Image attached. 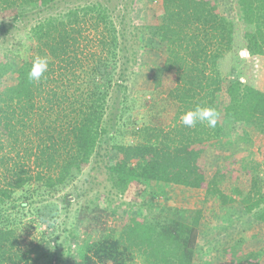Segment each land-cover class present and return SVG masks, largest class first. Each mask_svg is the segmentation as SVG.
<instances>
[{"label": "trees", "instance_id": "16d2710c", "mask_svg": "<svg viewBox=\"0 0 264 264\" xmlns=\"http://www.w3.org/2000/svg\"><path fill=\"white\" fill-rule=\"evenodd\" d=\"M68 1L0 0V212L61 192L93 158L107 154L113 110L120 116L123 110L112 95L128 91L138 42L147 34L163 45L164 61L155 68L159 99L149 123L136 131L141 141L113 144L121 157L105 164L111 188L136 197L154 185L204 188L222 204L240 202L264 222V179L246 165L247 152L231 144L220 163L213 150L234 123L251 124L264 135V0H238L240 15L224 12V0H161L158 22L143 25L127 11L133 0H80L63 9ZM30 14L36 21L8 34L12 23ZM229 51L225 87L220 62ZM37 56H47L49 68L40 82H30ZM12 75L16 81L6 83ZM197 105L218 111L214 128L182 124L181 116ZM124 206L115 213L128 215ZM10 216L0 222V264L13 260L8 254L18 244ZM189 233L195 248L198 228ZM122 236L86 246L83 264H128L135 251ZM234 246L233 256L200 264H261L245 239Z\"/></svg>", "mask_w": 264, "mask_h": 264}, {"label": "rangeland", "instance_id": "374dc122", "mask_svg": "<svg viewBox=\"0 0 264 264\" xmlns=\"http://www.w3.org/2000/svg\"><path fill=\"white\" fill-rule=\"evenodd\" d=\"M81 1L69 0L63 4V9ZM119 1L112 0V3L117 4ZM117 6L119 7L117 12H119L122 6ZM161 7V0H133L127 11L136 24H155L158 22L157 12ZM223 9L224 12L234 10L239 15L241 13L238 0H224ZM10 21L6 20L7 23ZM34 21H36L35 14H30L26 19L11 22V30L8 34L15 36L19 31H24L26 25L30 26ZM138 45L140 46H138V61L130 71L128 91L126 93L116 91L112 95L123 110L122 116L116 114L117 109L113 110L114 119L112 124L110 122L109 140L105 143V146L108 145L109 148L107 154L105 150L102 158L98 157L97 161L93 158L90 166L81 173L79 178L61 192L47 195L40 202L36 200L27 205L15 206L13 209H8L5 214L0 212L1 223L4 215H11L9 218L13 221L12 228L16 230L18 240L13 252L8 254L13 258L12 261L7 260L8 264H78L79 260L82 263L86 246L88 248L92 245L91 243L106 235L117 238L116 236L121 235L122 231L121 238L131 247V250L135 251L134 259L128 264H200L207 261L216 262L221 257L226 258L228 255L236 254L234 244L238 240L227 248L223 249L222 246H218L216 249L212 248L211 251L207 249V243L204 241L207 237L209 238V235H207L208 230L205 232L208 229L205 227L207 225L202 221L209 224L210 220V218L203 220L204 207L217 208L219 211L220 207L218 208L216 204L219 203V196L211 194L204 188L174 185L162 189L154 185L144 188L138 195L139 197H136L134 196L136 192L132 191L129 194L127 191L121 195L110 186L105 164L116 162L121 157L113 144L141 141L136 131L138 127L141 128L142 124L149 123L153 105L157 104L159 99L155 91V82L158 77L155 68L164 61L162 42L144 34ZM230 62L231 53L229 51L224 54L220 62L225 74V87L231 79ZM15 81L16 75L5 79L6 83ZM159 106L160 104L157 105ZM231 126L218 141L219 146L213 148L218 162L221 163L228 150L232 149L231 144L236 143L238 150L247 152L246 154L249 155L246 165L254 167L259 176L264 179V135L251 124L239 122ZM214 168L215 166H208L210 172H213ZM242 177L249 185L250 176L244 173ZM220 186L225 191L229 190L228 182L221 183ZM17 194L23 193L18 192ZM191 197H193L192 202ZM139 203H158L164 207L163 210L158 208L157 211L154 209L146 212L137 211L133 218L127 220L126 225H124L126 220L122 218L125 217V212L112 218L117 207ZM211 203L212 206L209 207ZM193 204L194 207L190 206ZM97 206L103 211L96 210ZM225 208L233 209L230 210L233 215L237 212L235 207H222L224 213L221 215L226 223V213L223 210ZM108 209L112 213L107 212ZM115 219L116 222H114ZM212 219V224L219 225V218L212 217ZM183 224L189 228H198L195 248L191 243L192 235L189 233V228ZM229 229L224 228V231L228 232ZM220 234H222L221 231L215 229L210 238L211 242L208 244H214ZM191 254L193 255L190 256ZM65 261L67 263H64Z\"/></svg>", "mask_w": 264, "mask_h": 264}, {"label": "crops", "instance_id": "0c3cea01", "mask_svg": "<svg viewBox=\"0 0 264 264\" xmlns=\"http://www.w3.org/2000/svg\"><path fill=\"white\" fill-rule=\"evenodd\" d=\"M198 189H202V188H198ZM211 198L213 199V195L211 196ZM190 200L192 202L193 197H191ZM216 204L218 205V208L220 207L219 211L217 210V208L211 207L212 203L209 206L211 208H208L207 206L204 205L205 207H204V218H203V220L206 221L208 218H210L209 224L202 221L203 223H205V225H207L205 227L208 228V229H206L205 232H207V230L209 232V233L207 232V235H209V238L207 237V239L204 240L205 243H207V245H206L207 249L211 251L212 248L216 249L218 246H222V248L224 249V248H227L228 246H231L232 244H234L235 240L245 238L248 240L247 243L256 251V254L261 261V264H264V222L262 220L256 218L253 214L248 213L246 211L245 207L243 205H241L240 202H234L232 204L227 205V204H222V202L219 199V203L217 202ZM190 206L194 207V204L190 205ZM163 207H164L163 205L160 206L158 203H155V204L139 203V204L125 205L124 210L126 212H129V214L125 215V217H122V218H123V220H126L128 217L133 218L135 216L134 213L137 211L146 212V211H149V209H154L157 211L158 208L162 209ZM222 207H230V208L235 207L234 209L237 212L235 215H233V214H231L232 213L231 211L233 209H229V210L227 208L223 209L226 213V216H225L226 223L224 222L223 217L221 215V213H224L221 209ZM99 211H103V210H99ZM107 212H110V209H108ZM110 213H112V212H110ZM116 215H117V213L114 212L112 218L117 217ZM212 217L219 218V220H218L219 225H216L215 223L212 224V220H213ZM214 220L217 221V219H214ZM114 222H116V219L114 220ZM224 228H230V229L228 232H225L226 230L224 231ZM215 229H219L222 234H220L217 237V240L214 244H208L211 242L210 238H212V234L215 231ZM200 230H201V227L199 228V234H200ZM249 237H250V239H249ZM222 258L223 257H221L220 259H222ZM64 263H67V261H65ZM78 264H83V262L81 263L79 260Z\"/></svg>", "mask_w": 264, "mask_h": 264}, {"label": "clouds", "instance_id": "9594fccd", "mask_svg": "<svg viewBox=\"0 0 264 264\" xmlns=\"http://www.w3.org/2000/svg\"><path fill=\"white\" fill-rule=\"evenodd\" d=\"M243 55H247V53H243ZM48 68L49 59L47 56L35 57L28 72V80L30 82H40ZM218 118L219 113L215 108L197 105L181 116V122L186 127H194L198 121L207 122L208 127L214 128L218 123Z\"/></svg>", "mask_w": 264, "mask_h": 264}]
</instances>
